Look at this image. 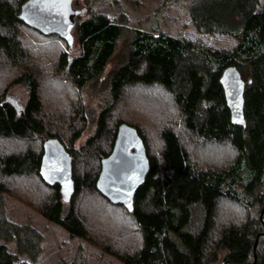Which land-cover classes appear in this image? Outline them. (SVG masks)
I'll list each match as a JSON object with an SVG mask.
<instances>
[{
	"label": "trees",
	"instance_id": "16d2710c",
	"mask_svg": "<svg viewBox=\"0 0 264 264\" xmlns=\"http://www.w3.org/2000/svg\"><path fill=\"white\" fill-rule=\"evenodd\" d=\"M24 1L14 4L0 0V57L11 68L10 81L0 90V138L13 143L11 151L0 154V240L13 241L16 249V255L11 254L0 243V264H25L17 263V256L34 260L40 252V234L35 229L5 218L2 196L8 195L7 185L15 180L27 185V190H22L25 198L37 201L32 204L46 220L66 230L70 237L96 245L123 264H251L252 245L262 226L258 214L252 217L249 211L259 213L264 206L262 0L190 2L188 13L196 32L231 37L235 45L230 50L207 49L181 38L132 29L122 61L110 72V100L97 116L95 131L86 141L87 150V146L82 150L73 149V143L81 135L82 107L73 105L71 118H65L57 106L61 103L58 96L52 94L43 102L38 67L35 69L26 63L28 58L16 32L19 26L28 30L29 39L40 36L65 42L56 35L44 36L19 21L17 15ZM84 15L76 18L72 32L79 55L69 57L63 51L55 64L56 70L64 72L78 90L100 79L125 32V25L112 22L104 15L86 18ZM227 67L235 68L244 82V126L230 122L220 84L221 73ZM16 85H23L27 90L28 98L23 105L9 95L11 86ZM135 87L161 89L164 97L157 98L154 106L161 105L159 101L168 97L188 131L199 141L226 145L230 156L215 166L202 167L191 159L175 131L164 127L159 133L160 155L154 157L148 149L145 123L132 121L144 116L139 105L131 112L136 118H128L125 113L126 117L112 118L124 91ZM164 111H159L157 116L151 114L149 122L160 120L159 115ZM122 123L140 134L149 161L148 174L134 194L131 212L111 204L95 189L100 160L111 152L116 129ZM47 138L57 139L72 158L75 192L68 201L62 198L58 185L50 187L38 175L42 143ZM105 141L106 149L102 147ZM27 179L33 181V189ZM90 192L99 197L102 211L92 209L91 205L88 212L82 211L77 200ZM223 202L243 212L242 218L219 224L218 209ZM110 209H119L123 215L133 218L139 242L133 248L117 249L93 235L87 217L100 218ZM263 238L259 236L257 241L255 264H264Z\"/></svg>",
	"mask_w": 264,
	"mask_h": 264
},
{
	"label": "rangeland",
	"instance_id": "374dc122",
	"mask_svg": "<svg viewBox=\"0 0 264 264\" xmlns=\"http://www.w3.org/2000/svg\"><path fill=\"white\" fill-rule=\"evenodd\" d=\"M10 1L17 4L21 0ZM191 1L192 0H78L74 2V7L76 9L82 7L86 9L85 18L90 15H104L112 22L125 25V32L118 41L115 55L108 64L104 74L100 79L98 78L88 84L86 83L81 90L75 89L66 74L64 72L60 73L55 67L57 57L63 51L67 52L69 57L79 55V46L74 34V42L72 47L68 49V46L65 45L66 43L63 44L56 38L38 36L29 39L27 36L28 34H26L28 31L27 29H24L22 26L16 29L25 52V58H28L26 62L27 65L35 69L38 67L36 71L37 75L42 79L41 96L43 102L52 94L58 96V100L62 104L59 103L57 106L65 118H71L73 105L76 106L79 104L78 106H81L83 109V115L82 118L80 117L81 122L79 126L81 135L73 143L74 150H82L87 146L86 141L95 131L97 116L101 108L110 100L109 75L113 66L119 64L123 59L132 29H139L153 35L161 33L166 36L181 38L212 50H230L235 45V41L229 36L219 34L207 35L196 32L188 13V6ZM23 3H21V5ZM261 3L264 4V0H262ZM10 72L11 68L7 66L2 57H0V90L10 81ZM162 92L161 89H139L138 87L126 89L118 106L115 107L116 109L112 114V118L119 119L126 116L128 118L131 117V119L134 117L136 118L132 113L133 109L139 105L140 109L144 112V116L142 119H134L132 121L138 120L137 123L140 125L145 123L148 136V149L156 158L159 157L162 147L159 133L164 127H171L175 131L180 142L186 147L191 159L198 161L202 167L207 165L215 166L216 163L230 156V151L226 145L199 141L195 135L188 131L184 126L183 118L179 115V112H177V108L173 106V104H169L168 97L164 98L163 101H159L161 105L154 106V103L159 100L157 98L164 97ZM9 95L22 105L28 98L27 90L23 85L11 86ZM165 106L168 108L164 111ZM151 109H154L155 112ZM159 111L165 112L159 115L160 120L157 118V121H154V123L149 122L150 115L153 114L157 116ZM54 115L55 114L52 115L53 119H55ZM12 147L13 143L9 140L0 138V154L4 151H11ZM102 147L104 149L107 148V141L103 142ZM85 149L87 150L88 146ZM87 155L88 154H86V156ZM83 156H85V154ZM26 182L32 189L35 187L32 186L34 185L33 181L27 179ZM7 187H9L8 195L3 194L2 196L5 218L18 225H28L40 234V252L36 258L30 260L26 256L20 255L17 256V263L123 264L117 258L102 251L96 245L90 244L77 237H70L66 230L46 220L40 214L37 207L32 204L37 203V201L33 199L30 202V200L25 198L26 195L22 190H27V185L25 187L22 180L9 182ZM40 189L42 190V188ZM46 193L47 192L41 195H45ZM98 199L99 197L94 193H83L82 197L80 196L78 198L77 203L79 204L81 202L82 211L87 209L86 212H88L89 205H91L92 209L97 211L100 208ZM100 209L102 211L104 208L101 206ZM249 212L252 217H256L258 214L256 210H250ZM242 216L243 212H238L237 209L228 204V202H223L219 205L217 222L223 224L229 220H239ZM87 218L89 222H91V231L94 233L93 235L108 241L117 249H123L124 247V249H128L129 246L133 248L136 243H139L133 218L123 215L119 209L107 210L100 218ZM97 222H100V224L95 228ZM109 222L110 224H108ZM120 241L123 243L120 244ZM0 243L6 246L9 253L11 252V254L16 255L15 243L13 241L4 243L0 240ZM263 244L264 238L261 241V245ZM250 263L253 264V259L250 260Z\"/></svg>",
	"mask_w": 264,
	"mask_h": 264
},
{
	"label": "water",
	"instance_id": "95a60500",
	"mask_svg": "<svg viewBox=\"0 0 264 264\" xmlns=\"http://www.w3.org/2000/svg\"><path fill=\"white\" fill-rule=\"evenodd\" d=\"M75 1L77 0H26L20 6L17 18L44 36H58L70 49L74 42L72 32L76 18L86 12L84 7L76 9ZM221 76L220 84L224 91L230 122L244 126V82L233 67L225 68ZM115 135L111 152L100 160L95 189L111 204L121 205L131 212L134 194L148 174L149 161L144 143L135 128L122 123L117 127ZM38 175L46 185H58L65 201L73 196L75 191L72 158L57 139L47 138L43 141ZM263 216L264 206L258 213L262 231L256 235L252 245L253 264L256 262L255 248L258 238L264 235Z\"/></svg>",
	"mask_w": 264,
	"mask_h": 264
}]
</instances>
